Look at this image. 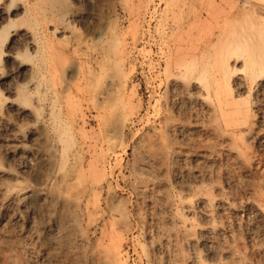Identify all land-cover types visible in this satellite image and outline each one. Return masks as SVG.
<instances>
[{"label": "rangeland", "instance_id": "obj_1", "mask_svg": "<svg viewBox=\"0 0 264 264\" xmlns=\"http://www.w3.org/2000/svg\"><path fill=\"white\" fill-rule=\"evenodd\" d=\"M0 11V264H264V0Z\"/></svg>", "mask_w": 264, "mask_h": 264}, {"label": "bare ground", "instance_id": "obj_2", "mask_svg": "<svg viewBox=\"0 0 264 264\" xmlns=\"http://www.w3.org/2000/svg\"><path fill=\"white\" fill-rule=\"evenodd\" d=\"M4 1H5V0H4ZM2 9H3V8H2ZM22 10H23V9H22ZM1 11H2V10H1ZM1 11H0V12H1ZM8 11H9V10L7 9V12H8ZM14 14H15V13H14ZM23 36H24V35H23Z\"/></svg>", "mask_w": 264, "mask_h": 264}]
</instances>
